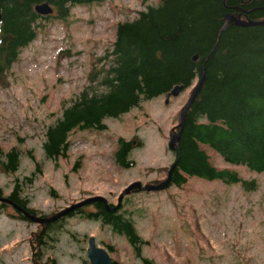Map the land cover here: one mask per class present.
<instances>
[{"label":"rangeland","instance_id":"rangeland-1","mask_svg":"<svg viewBox=\"0 0 264 264\" xmlns=\"http://www.w3.org/2000/svg\"><path fill=\"white\" fill-rule=\"evenodd\" d=\"M158 1L103 0L73 6L65 19L40 22L36 39L21 49L0 81V149L17 147L22 154L13 175L0 172L4 196L18 178L26 206L52 215L95 195L116 204L130 183L166 178L174 160L167 147L169 131L178 124L197 79L168 104L159 96L118 118H106L102 132L72 131L66 158L54 162L42 150L45 129L61 116L62 104L87 85L92 68L101 67L117 23L135 19ZM119 137L142 142L131 150L133 167L122 168L114 160ZM207 153L216 168L255 180L257 187L190 177L181 187L131 193L124 197L121 212L132 219L143 240L138 250L109 227L76 215L51 234L46 258L57 264H89L87 241L93 236L117 264H143V257L156 264H264V172L224 162L209 148ZM42 228L20 219L9 205L0 206V264H32V247Z\"/></svg>","mask_w":264,"mask_h":264},{"label":"trees","instance_id":"trees-1","mask_svg":"<svg viewBox=\"0 0 264 264\" xmlns=\"http://www.w3.org/2000/svg\"><path fill=\"white\" fill-rule=\"evenodd\" d=\"M101 1L0 0V81L21 49L36 39L41 21L65 19L71 7ZM44 2L51 5L54 15L35 12V6ZM228 15L263 21L264 0H159L139 11L135 19L118 22L112 46L101 56V67L91 69L87 85L69 104H62L61 116L46 127L45 158L54 162L66 158L74 130L102 132L107 129L106 118H118L175 85L188 88L204 65V83L187 111L179 149L174 151L170 185L181 187L188 178L198 177L255 189V180L216 168L207 153L209 148L224 162L264 172V24L239 26L231 21L225 25ZM141 145L119 137L114 160L122 168L133 167L131 150ZM21 156L17 147L0 149L1 174L13 175ZM29 156L33 158L30 152ZM13 181L8 197L26 208L28 201L19 196L18 178ZM90 205L93 210L80 208L75 213L109 227L139 249L143 240L132 219L122 213L123 204L114 212L99 202ZM20 219L26 220L22 215ZM65 219L43 226L32 247V264H57L54 258H46L44 250ZM142 263L156 264L147 257Z\"/></svg>","mask_w":264,"mask_h":264},{"label":"water","instance_id":"water-1","mask_svg":"<svg viewBox=\"0 0 264 264\" xmlns=\"http://www.w3.org/2000/svg\"><path fill=\"white\" fill-rule=\"evenodd\" d=\"M35 11L40 14V15H49L52 13V8L48 3H42L38 4L35 6ZM0 21H1V7H0ZM234 22L236 25L239 26H256V25H263V21H251V20H241L238 19L237 17H234L232 15H228L225 18V25H227L229 22ZM225 27V26H224ZM194 59H197V56H194ZM205 80V67L202 65L201 71H200V76L197 79L196 84L192 88L188 99L186 100L185 104L182 106L179 114V123L176 126V128H172L169 134V141H168V148L172 151L178 150L179 149V140H180V135L185 123L186 119V114L195 100L200 88L202 87L203 83ZM183 85H175L173 86L169 91L164 93V98H165V104H168L170 98H175L179 96V94L184 90ZM176 165V161L171 165V167L168 170L166 178L157 183V184H145L144 186L136 181L132 182L129 184L119 195L118 197V203L116 206H110L107 202V199L103 196L96 195V196H91L88 198H85L79 202H76L70 206L65 207L64 209L58 211L57 213L48 216V217H43V216H38L36 214H33L26 209H24L22 206L18 205L15 202H12L9 197H4L0 195V203H5L11 205L16 211L21 212L23 216L36 224L39 225H44L50 222H54L61 217H64L76 209H79L85 205L91 204V203H102L107 211L114 212L117 210V208L120 206L121 199L123 198L124 195L129 194L133 190H138V191H161L166 189L171 182V174ZM87 257L89 259L90 264H114L112 258L110 257L109 253L107 252L106 249L99 247L95 243V238L93 236H90L88 238V247H87Z\"/></svg>","mask_w":264,"mask_h":264},{"label":"flooded vegetation","instance_id":"flooded-vegetation-1","mask_svg":"<svg viewBox=\"0 0 264 264\" xmlns=\"http://www.w3.org/2000/svg\"><path fill=\"white\" fill-rule=\"evenodd\" d=\"M25 209V208H24ZM76 215H77V213H76Z\"/></svg>","mask_w":264,"mask_h":264}]
</instances>
